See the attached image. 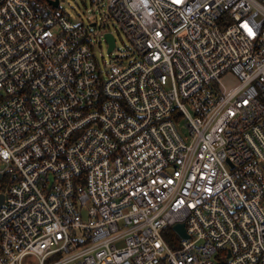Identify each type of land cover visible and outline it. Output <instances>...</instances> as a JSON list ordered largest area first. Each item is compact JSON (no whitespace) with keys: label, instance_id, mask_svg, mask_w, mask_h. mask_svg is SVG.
<instances>
[{"label":"built area","instance_id":"2783aa9c","mask_svg":"<svg viewBox=\"0 0 264 264\" xmlns=\"http://www.w3.org/2000/svg\"><path fill=\"white\" fill-rule=\"evenodd\" d=\"M61 2L0 0V264H264V0Z\"/></svg>","mask_w":264,"mask_h":264},{"label":"rangeland","instance_id":"374dc122","mask_svg":"<svg viewBox=\"0 0 264 264\" xmlns=\"http://www.w3.org/2000/svg\"><path fill=\"white\" fill-rule=\"evenodd\" d=\"M61 4V7L65 9L74 23H89L93 9L91 0H62ZM109 25L111 30L115 31V28L117 29L115 31L117 51H125V49L129 46L123 33L119 30L117 24L109 23ZM103 55L105 56V59L108 60V53L106 50L103 51ZM181 130L182 134L185 135L186 130L183 124ZM164 237L167 241H170L171 239L176 237V234L172 232L171 229H169V231L164 234Z\"/></svg>","mask_w":264,"mask_h":264},{"label":"water","instance_id":"95a60500","mask_svg":"<svg viewBox=\"0 0 264 264\" xmlns=\"http://www.w3.org/2000/svg\"><path fill=\"white\" fill-rule=\"evenodd\" d=\"M52 4H53V2H52ZM54 5L58 6V1H55ZM106 37H107L108 42L110 43L109 52H111L115 47V39H114V36L112 34H108ZM2 201H3V198H1L0 202H2ZM174 230L177 233H179L182 237L188 238V235L185 232V227L183 224L182 225H176L174 227Z\"/></svg>","mask_w":264,"mask_h":264},{"label":"snow or ice","instance_id":"6c2138e0","mask_svg":"<svg viewBox=\"0 0 264 264\" xmlns=\"http://www.w3.org/2000/svg\"><path fill=\"white\" fill-rule=\"evenodd\" d=\"M244 27L248 30L250 35H254L252 28L247 24V22H245Z\"/></svg>","mask_w":264,"mask_h":264}]
</instances>
